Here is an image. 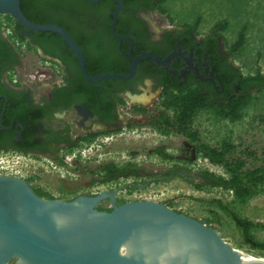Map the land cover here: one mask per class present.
Returning <instances> with one entry per match:
<instances>
[{
    "label": "flooded vegetation",
    "instance_id": "flooded-vegetation-1",
    "mask_svg": "<svg viewBox=\"0 0 264 264\" xmlns=\"http://www.w3.org/2000/svg\"><path fill=\"white\" fill-rule=\"evenodd\" d=\"M93 1L30 0L25 4L27 15L21 13L30 23L63 29L78 47L89 78L128 76L135 61L127 79L88 81L59 35L28 32L0 15L1 153L55 158L79 143L104 138L116 132L132 110L131 98L146 88L152 100L171 90L198 91L226 102L241 92L244 76L231 64L219 33L197 34L191 24L159 25L156 15L163 14L166 0ZM25 52L35 62L31 77L22 65ZM146 54L168 61L139 59ZM194 177L205 182L199 173ZM104 201L109 208L99 203L96 209L109 212L111 205ZM119 204L115 198L114 205Z\"/></svg>",
    "mask_w": 264,
    "mask_h": 264
},
{
    "label": "rangeland",
    "instance_id": "rangeland-1",
    "mask_svg": "<svg viewBox=\"0 0 264 264\" xmlns=\"http://www.w3.org/2000/svg\"><path fill=\"white\" fill-rule=\"evenodd\" d=\"M162 8L164 13L156 15L161 27L192 24L198 18L196 32L204 34L215 23L226 22L225 29L220 32L226 50L244 27L241 48L232 55L228 50L230 62L242 76L264 75V0H166ZM22 55V65L27 69L25 75H32L34 58L26 52ZM27 79L26 76L24 80ZM250 92L251 99L240 111L239 120L229 122L217 118L211 111L202 110L190 124L197 142L210 147L230 143L231 155L243 160L246 168L264 166V90ZM145 95L146 104L131 98L132 110L127 111L128 115L115 133L79 143L61 156L52 158L0 152V175L28 182L31 188L44 192L48 199L65 201L75 196L116 192L114 198L122 203L164 202L172 211L204 223L230 247L264 259V250L244 245L240 230L217 206L219 203L251 223L264 224V189L239 204L229 191L202 183L194 177L200 172L222 178L228 175L221 167L209 164L195 153V142L180 135L153 130L148 125L151 116L164 111L172 118L173 112L163 109L161 97L152 100L151 94ZM137 108L143 111H137ZM106 163L118 167L132 164L137 176L99 183L98 167ZM171 169L173 172L170 173ZM100 204L103 209L109 208L104 200ZM249 234L256 243L264 245V229L254 228Z\"/></svg>",
    "mask_w": 264,
    "mask_h": 264
},
{
    "label": "water",
    "instance_id": "water-1",
    "mask_svg": "<svg viewBox=\"0 0 264 264\" xmlns=\"http://www.w3.org/2000/svg\"><path fill=\"white\" fill-rule=\"evenodd\" d=\"M116 12L117 8L111 30ZM0 15L28 32L59 35L88 81L132 75L135 61L128 76L87 77L81 53L67 33L57 26L30 23L19 0H0ZM145 57L158 64L168 61L148 54L139 59ZM115 194L44 199L33 193L28 182L0 175V264H264V259L242 256L204 223L172 211L164 202L114 205ZM103 200L110 203L109 212L96 209Z\"/></svg>",
    "mask_w": 264,
    "mask_h": 264
},
{
    "label": "trees",
    "instance_id": "trees-1",
    "mask_svg": "<svg viewBox=\"0 0 264 264\" xmlns=\"http://www.w3.org/2000/svg\"><path fill=\"white\" fill-rule=\"evenodd\" d=\"M28 1L19 0L20 11L26 15L25 4ZM160 13H164V9H161ZM197 26L198 18L193 21L190 27L196 31ZM225 27L226 22L219 21L210 28V31L220 34ZM244 31V27H241L234 42L228 47L231 55L236 53L243 45ZM13 63H17V60H14ZM241 81L244 82L241 92L236 96H232L226 102L210 100L198 91L189 94L174 93L171 90L164 91L161 94V105L164 110L171 109L173 116L169 118L164 111L158 112L155 116L149 118L148 125L161 134L173 133L187 138L190 142H195L194 152L199 154L209 164L221 167L228 175L227 178H222L207 172H200L199 174L204 179V183L229 191L234 201L244 204L249 198L264 189V166L246 168L243 160L231 155L232 146L230 143L222 142L217 147H210L197 142L196 133L190 130L193 117L202 110L211 111L217 118L229 122L239 120L241 117L240 111L251 99V92H247V89L252 87L251 90L258 92L264 90V75L255 73L251 76H244ZM136 110L143 111L138 108ZM98 173L100 175L99 183H109L121 178L137 176L136 168L132 164H125L120 167L110 163L102 164L98 167ZM195 187L198 186L195 185ZM31 189L38 197L48 199V196L41 190ZM217 206L229 215L234 226L240 230L241 241L244 245H247L250 249L264 250V245L256 243L249 234L250 230L254 228L264 229V224L251 223L246 219L240 218L225 206H221L219 203H217Z\"/></svg>",
    "mask_w": 264,
    "mask_h": 264
},
{
    "label": "bare ground",
    "instance_id": "bare-ground-1",
    "mask_svg": "<svg viewBox=\"0 0 264 264\" xmlns=\"http://www.w3.org/2000/svg\"><path fill=\"white\" fill-rule=\"evenodd\" d=\"M132 100H134L135 102H139V103H143V104H146L148 99H146L145 97V94H143L142 96H139V97H133ZM237 251L241 252L242 256H250V257H253L254 259H263V258H260V257H255L254 255H250L248 253H245L244 251L242 250H239V249H236Z\"/></svg>",
    "mask_w": 264,
    "mask_h": 264
},
{
    "label": "built area",
    "instance_id": "built-area-1",
    "mask_svg": "<svg viewBox=\"0 0 264 264\" xmlns=\"http://www.w3.org/2000/svg\"><path fill=\"white\" fill-rule=\"evenodd\" d=\"M29 77H31V75H29ZM19 158V157H18ZM49 165H52V163L49 162Z\"/></svg>",
    "mask_w": 264,
    "mask_h": 264
}]
</instances>
